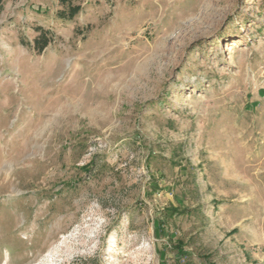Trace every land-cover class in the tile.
<instances>
[{
    "label": "rangeland",
    "instance_id": "374dc122",
    "mask_svg": "<svg viewBox=\"0 0 264 264\" xmlns=\"http://www.w3.org/2000/svg\"><path fill=\"white\" fill-rule=\"evenodd\" d=\"M73 2L2 0L0 264H264V0Z\"/></svg>",
    "mask_w": 264,
    "mask_h": 264
},
{
    "label": "trees",
    "instance_id": "16d2710c",
    "mask_svg": "<svg viewBox=\"0 0 264 264\" xmlns=\"http://www.w3.org/2000/svg\"><path fill=\"white\" fill-rule=\"evenodd\" d=\"M59 4L63 7L57 12V16L61 19L71 20L80 11L81 6L74 3L73 0H58ZM2 9V0H0V11ZM38 36L33 40V49L37 52H42L43 49L49 44L50 36L48 30L37 28Z\"/></svg>",
    "mask_w": 264,
    "mask_h": 264
}]
</instances>
